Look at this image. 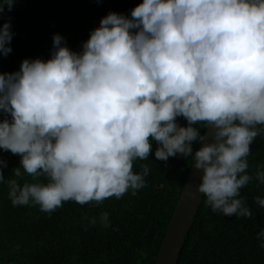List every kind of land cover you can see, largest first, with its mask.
Listing matches in <instances>:
<instances>
[{
  "label": "clouds",
  "instance_id": "9594fccd",
  "mask_svg": "<svg viewBox=\"0 0 264 264\" xmlns=\"http://www.w3.org/2000/svg\"><path fill=\"white\" fill-rule=\"evenodd\" d=\"M16 2L0 0V19ZM11 27L0 24V58L13 50ZM262 133L264 0H143L130 17H103L81 51L55 34L51 58L0 72V150L21 157L7 180L14 206L51 214L68 201L135 195L150 169L137 173L134 162L148 160L155 141L157 160L193 159L213 212L251 218L240 197ZM5 167L0 157V183ZM255 178L264 183V170ZM100 223L109 226L107 212ZM257 239L264 247V231Z\"/></svg>",
  "mask_w": 264,
  "mask_h": 264
},
{
  "label": "trees",
  "instance_id": "16d2710c",
  "mask_svg": "<svg viewBox=\"0 0 264 264\" xmlns=\"http://www.w3.org/2000/svg\"><path fill=\"white\" fill-rule=\"evenodd\" d=\"M143 0H17L5 11L0 24L11 21L14 33L12 52L0 58V72L20 69L24 59L51 58L53 37L60 34L66 46L81 51L91 31L110 12L131 15ZM181 126L185 119L178 118ZM199 127L201 134L205 128ZM199 143L193 142L194 151ZM148 160L137 159L150 171L146 186L133 195L129 190L121 198L111 197L102 204L80 205L74 201L49 214L39 206H14L9 199L7 180L20 166L21 157L0 150L7 162L5 182L0 183V264H154L167 224L193 164L181 155L157 160V144ZM248 174L253 179L241 190V197L252 217L224 216L213 212L202 197L181 249L177 264H264V247L257 234L264 231V208L255 203L264 199V183L255 178L264 170V133L251 145ZM43 180V178H41ZM30 176L19 180L31 182ZM43 182H47L43 180ZM107 212L109 226L100 223ZM95 218L97 223L91 224Z\"/></svg>",
  "mask_w": 264,
  "mask_h": 264
},
{
  "label": "water",
  "instance_id": "95a60500",
  "mask_svg": "<svg viewBox=\"0 0 264 264\" xmlns=\"http://www.w3.org/2000/svg\"><path fill=\"white\" fill-rule=\"evenodd\" d=\"M207 131L208 129H205V133ZM212 139L210 134L207 142H213ZM201 146L200 144L199 148ZM202 175V171L194 169L193 161L167 224L154 264H177L181 249L192 225L193 217L203 197V194L198 191L199 184L202 182Z\"/></svg>",
  "mask_w": 264,
  "mask_h": 264
}]
</instances>
